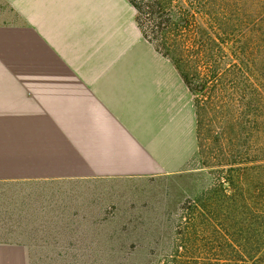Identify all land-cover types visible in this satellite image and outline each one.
<instances>
[{"label": "crops", "instance_id": "0c3cea01", "mask_svg": "<svg viewBox=\"0 0 264 264\" xmlns=\"http://www.w3.org/2000/svg\"><path fill=\"white\" fill-rule=\"evenodd\" d=\"M26 33L40 44L26 46L36 69L26 57V77H13L0 63V185L55 195L38 210H93L96 183L189 168L194 98L129 0H26Z\"/></svg>", "mask_w": 264, "mask_h": 264}, {"label": "trees", "instance_id": "16d2710c", "mask_svg": "<svg viewBox=\"0 0 264 264\" xmlns=\"http://www.w3.org/2000/svg\"><path fill=\"white\" fill-rule=\"evenodd\" d=\"M193 98L210 210L156 264H264V0H129Z\"/></svg>", "mask_w": 264, "mask_h": 264}, {"label": "rangeland", "instance_id": "374dc122", "mask_svg": "<svg viewBox=\"0 0 264 264\" xmlns=\"http://www.w3.org/2000/svg\"><path fill=\"white\" fill-rule=\"evenodd\" d=\"M26 46H40L26 33V0H0V63L13 62V77H26L28 57L36 69L38 56H26ZM214 183L197 155L177 175L94 184L93 210H38L53 208L55 195L49 199L43 189L0 185V264L163 262L179 243L185 210L215 205L205 196Z\"/></svg>", "mask_w": 264, "mask_h": 264}]
</instances>
